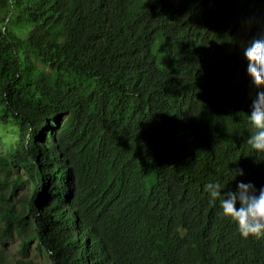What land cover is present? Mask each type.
<instances>
[{"label":"trees","instance_id":"trees-1","mask_svg":"<svg viewBox=\"0 0 264 264\" xmlns=\"http://www.w3.org/2000/svg\"><path fill=\"white\" fill-rule=\"evenodd\" d=\"M0 7V160L31 186L0 195V244L26 226L22 249L49 264H264V237L243 239L204 188L264 187L246 143L264 87L243 55L264 0Z\"/></svg>","mask_w":264,"mask_h":264},{"label":"clouds","instance_id":"clouds-1","mask_svg":"<svg viewBox=\"0 0 264 264\" xmlns=\"http://www.w3.org/2000/svg\"><path fill=\"white\" fill-rule=\"evenodd\" d=\"M243 55L252 83L257 88L264 87V35L249 41ZM247 118L254 131L246 143L256 152H264V90L256 92ZM231 173L234 179L242 175L243 170L234 169ZM204 188L213 202L220 201L221 215L237 225L243 239L264 237V187L257 190L253 184L241 182L236 191H227L223 195L221 190L224 188L219 183H208Z\"/></svg>","mask_w":264,"mask_h":264},{"label":"rangeland","instance_id":"rangeland-1","mask_svg":"<svg viewBox=\"0 0 264 264\" xmlns=\"http://www.w3.org/2000/svg\"><path fill=\"white\" fill-rule=\"evenodd\" d=\"M4 8L0 7V18L2 17ZM5 22H12L11 19L5 20ZM3 137H0V154L3 152ZM4 158V157H3ZM6 158V155H5ZM31 186L28 181L26 172L18 165L10 166L8 162H1L0 160V195H8L9 192L14 191V199L19 198L22 195H28L30 193ZM29 229L25 226L22 232H15L11 238L5 239L4 244H0L3 257L9 264H18L19 260L23 259L31 264H49L46 253L43 249L35 245V242H30L23 250L21 247V238L23 233H26Z\"/></svg>","mask_w":264,"mask_h":264}]
</instances>
